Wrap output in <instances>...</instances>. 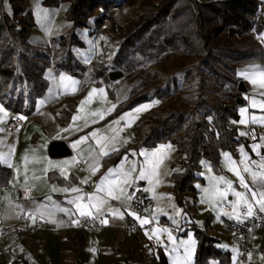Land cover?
<instances>
[{
	"label": "crops",
	"instance_id": "1",
	"mask_svg": "<svg viewBox=\"0 0 264 264\" xmlns=\"http://www.w3.org/2000/svg\"><path fill=\"white\" fill-rule=\"evenodd\" d=\"M41 2L37 0L36 5L27 10L33 12ZM66 7L61 4L55 9L65 18ZM78 34L83 35L82 39L88 40L90 46L81 49L73 45L71 50L84 66L99 59L109 71L116 70L112 60L118 45L106 38L104 30H95L90 21L85 30H78ZM252 36L264 51V32H254ZM64 38L66 36L60 39ZM29 42L45 46L48 38L44 42H34L29 35ZM69 45L70 42L67 47ZM109 48L113 55L106 61L100 54ZM261 73H264V58L237 64L236 74L244 86L240 97L242 104L237 105L238 118H229L226 125L247 143L235 147V156L222 152L218 172L213 170L210 161H202L197 174L201 180L195 184L197 193L184 198L187 213L176 205L180 217L174 222L166 213L165 205L173 201L171 175L179 171L184 159L174 145L131 150L116 165L106 169L102 165L108 155L136 143L135 123L158 102L144 103L146 107L137 114L131 115L140 105L113 116L133 87L123 75L107 85L89 86L70 121L62 127L49 107L65 96L75 95L82 80L66 72H57L54 64L47 66L44 78L48 87L36 100L32 115L13 114L0 103V162L11 170L8 184L0 188V264H151L156 250L164 254L168 264H195L197 240L190 227L193 224L202 227L208 216L211 225L208 234L218 239L216 247L220 251L230 255V264H264V243L259 233L252 235L247 260L241 262L237 259L236 244L223 232V226L230 219L226 207L235 211L240 205L251 204L252 215L260 211L256 203L259 197L254 199L252 192H264V180L258 179L264 175V82ZM108 88L113 97L108 95ZM13 117L21 119L23 125L9 131L6 126ZM250 127L258 132V139L253 142L247 140ZM53 141L66 143L70 154L51 158L48 149ZM78 161L85 162L82 173L75 169ZM72 177L70 185L57 181L59 178L69 181ZM132 189L146 192L151 200L143 216L130 214L129 192ZM154 201L157 207L153 209ZM79 217H102L106 226L100 234L87 235L73 226ZM142 220L148 223L142 224ZM127 221L137 226L136 236H129L122 230ZM11 230L21 233L22 240L27 233L31 234L34 245L4 238L3 234ZM190 241H195L194 246ZM77 249L80 252L76 253ZM208 264L218 263L211 260Z\"/></svg>",
	"mask_w": 264,
	"mask_h": 264
},
{
	"label": "trees",
	"instance_id": "2",
	"mask_svg": "<svg viewBox=\"0 0 264 264\" xmlns=\"http://www.w3.org/2000/svg\"><path fill=\"white\" fill-rule=\"evenodd\" d=\"M11 13L0 4V103L13 114L30 116L35 102L41 98L48 83L44 72L50 62L46 46L29 42L34 18L25 0H7ZM259 0H160L143 1L135 18L129 17L117 0H42L41 5L58 8L66 4L65 18L78 29L93 21L99 30L106 21V38L118 45L112 65L125 78L135 83L127 98L115 109L113 116L157 101L155 108L146 111L135 123L136 143L113 152L102 161L106 169L119 163L131 150L154 148L162 144L174 145L184 156L179 171L171 175V195L175 204L187 213L184 198L197 193L195 184L203 160L211 162L215 172L220 167L222 152L235 156V147L247 143L237 132L227 127L229 118L237 119L236 100L240 80L236 66L249 60L264 58V51L254 42L253 33L264 32V19L255 20ZM96 11H100L98 15ZM73 45H81L74 34L64 57L55 64L57 72H66L82 80L73 96H65L49 107L60 126H66L79 100L89 86L109 83V67L102 62L84 66L72 52ZM177 60L179 73L162 80L152 71ZM193 80L187 88L178 87V78ZM30 85L26 95L14 90ZM190 95H183L186 91ZM108 95L113 92L107 89ZM11 170L0 162V188L8 184ZM69 181H57L70 185ZM130 223V221H127ZM191 230L197 240L195 264H230V255L220 251L218 239L210 236V217L202 227L193 224ZM138 229L133 237L136 236ZM80 249L76 250V253ZM40 264V263H37ZM151 264H168L160 250L153 252Z\"/></svg>",
	"mask_w": 264,
	"mask_h": 264
},
{
	"label": "rangeland",
	"instance_id": "3",
	"mask_svg": "<svg viewBox=\"0 0 264 264\" xmlns=\"http://www.w3.org/2000/svg\"><path fill=\"white\" fill-rule=\"evenodd\" d=\"M36 1L37 0H25L26 2V8H30L33 7L34 5H36ZM143 1H150L152 3H157L160 0H117V3L121 5V9L131 18H135L136 15L138 14L139 10H138V6L141 2ZM199 1H205V0H199ZM2 3V6L5 10V12H7L8 14L11 13L10 11V6L7 2V0H0V4ZM100 13V11H96L95 13ZM57 16H55V20L53 19L54 14ZM31 14L34 18V24L35 27L30 30V39L33 40L34 42H41V40L44 42V40H46V38H48V43L45 45L49 50H50V62L48 64V66L50 64H56L57 62H59L65 55L67 49H68V43L70 42V36L74 33V34H78V28L73 27L60 13V11H57L55 8H48V7H44L40 4V6L37 8H33V12L31 11ZM57 17V18H56ZM106 28V21H104L103 26L101 27V30H104V34L106 33L105 31ZM81 30H85V29H81ZM79 34L81 35L82 33L79 32ZM78 34V35H79ZM77 35V36H78ZM79 35V37H80ZM66 36V38L64 39H60L61 37ZM83 36V35H82ZM80 37L79 43L81 45H78V47H80L81 49H85L86 47L89 48V42L88 40H84L82 39L83 37ZM88 37V36H86ZM88 42V44L86 43ZM92 43V41H90ZM113 42V41H112ZM112 48V47H111ZM111 48H109V50L104 51L101 55V57L107 61L109 60V58L113 55V50H111ZM102 62L99 61V59L94 60L93 62ZM103 63V62H102ZM105 64V63H104ZM179 66H178V62L177 60H172L166 64H161L158 67H151V70L154 71H158L160 73V77L161 79L164 81L166 79H169L173 74H178L179 72ZM131 83V82H130ZM194 83L193 80H186L184 83V86L180 87V88H187L189 86H191ZM132 85H134L135 83H131ZM27 91H29L27 84L26 85H22L17 87L13 94L16 97L17 94H22L26 95ZM190 91H186L183 95H190ZM242 95V93H241ZM243 95H247V94H243ZM241 99V98H239ZM145 104L140 105L139 108L140 111H142L145 108ZM140 111H136L133 112L131 115H133L134 113L137 114ZM144 158H147V156L144 154ZM167 206L166 209V213L169 214V218H171L174 222H177V220H179V214H177V209L178 207L176 206V204L174 203V201H170L169 203L167 202L165 207ZM156 202L154 201V206L153 209L156 208ZM123 230V227H122ZM15 234L12 238L8 237V233L10 231H6L3 235L4 238L6 239H15V242H23L27 243L28 245H34V241H33V236L31 234H28L26 236H24V239L22 240L21 237V233L17 232V230H14ZM33 243V244H32ZM23 258L22 254L19 255V259Z\"/></svg>",
	"mask_w": 264,
	"mask_h": 264
},
{
	"label": "built area",
	"instance_id": "4",
	"mask_svg": "<svg viewBox=\"0 0 264 264\" xmlns=\"http://www.w3.org/2000/svg\"><path fill=\"white\" fill-rule=\"evenodd\" d=\"M264 19V0L257 8L255 20L261 22ZM184 75H180L178 78V87L184 86ZM30 89V85H27ZM23 125V121L17 117L11 118L7 123V129L9 131H15L17 128ZM258 139V132L256 128L250 127L247 132V140L249 142L256 141ZM75 169L78 173H82L85 170V162L78 161L75 164ZM130 208L129 210L138 215L143 216L148 211L151 200L148 194L144 191L132 189L129 192ZM225 211L230 214V219L223 226V232L236 244L238 248V261L245 262L250 250V240L253 234L259 233L261 241L264 243V212L256 211L253 215L247 216V207L240 205L235 211L226 207ZM23 221V218H20ZM73 226L75 229L87 234L96 235L102 233L105 228V219L102 217H79L77 218ZM137 226L133 223H128L123 226L125 234L132 236L137 230ZM15 234L14 230L8 233V237L12 238Z\"/></svg>",
	"mask_w": 264,
	"mask_h": 264
},
{
	"label": "water",
	"instance_id": "5",
	"mask_svg": "<svg viewBox=\"0 0 264 264\" xmlns=\"http://www.w3.org/2000/svg\"><path fill=\"white\" fill-rule=\"evenodd\" d=\"M122 77H123L122 72L117 70V69L108 72V80L109 81H116V80L121 79ZM238 91L241 93L244 92V86L242 83H239ZM236 104L241 105L242 100L237 99ZM69 154H70V151L68 150L66 143H64L62 141H53L50 144L49 149H48V155L51 158L65 157V156H68Z\"/></svg>",
	"mask_w": 264,
	"mask_h": 264
},
{
	"label": "snow or ice",
	"instance_id": "6",
	"mask_svg": "<svg viewBox=\"0 0 264 264\" xmlns=\"http://www.w3.org/2000/svg\"><path fill=\"white\" fill-rule=\"evenodd\" d=\"M261 77H262V82H264V73H261L260 74ZM255 83V81H253ZM95 91V90H93ZM103 91V90H101ZM136 111H140V109H137ZM243 111V110H242ZM241 123H243V121H241ZM105 155H107V153H104ZM143 155V153H141ZM227 155V154H225ZM111 171V170H110ZM245 171H247V169H245ZM141 176H143V173H141ZM258 179L260 180H264V175H261L258 177ZM242 183H243V180H242ZM245 187H247V185H245ZM122 191V190H121ZM111 194V193H110ZM237 196H240L241 194L240 193H236ZM257 196L259 197L258 199H256V203L260 205V211L261 212H264V192L262 193H259L257 194L255 191L252 192V197L255 199L257 198ZM131 198V197H129ZM85 214H90V213H82V215H85ZM131 215H135L134 213H130ZM247 215L251 216L252 215V205L251 204H248L247 206ZM137 219H140V217H137ZM142 224H145V223H148L147 220H142L141 221ZM183 243V242H182ZM190 243L194 246L195 244V241H190ZM188 250L186 249V252Z\"/></svg>",
	"mask_w": 264,
	"mask_h": 264
}]
</instances>
